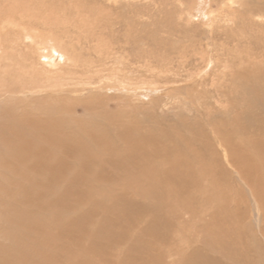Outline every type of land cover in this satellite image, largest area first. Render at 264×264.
<instances>
[{
  "label": "rangeland",
  "instance_id": "rangeland-1",
  "mask_svg": "<svg viewBox=\"0 0 264 264\" xmlns=\"http://www.w3.org/2000/svg\"><path fill=\"white\" fill-rule=\"evenodd\" d=\"M37 1L41 33L114 47L138 94L63 110L48 175L40 155L0 176V264H264V18L222 0Z\"/></svg>",
  "mask_w": 264,
  "mask_h": 264
},
{
  "label": "bare ground",
  "instance_id": "bare-ground-1",
  "mask_svg": "<svg viewBox=\"0 0 264 264\" xmlns=\"http://www.w3.org/2000/svg\"><path fill=\"white\" fill-rule=\"evenodd\" d=\"M222 1L230 7L234 4L247 7L252 20L256 16L259 19L257 21L262 23L264 0H257V4L254 2L256 0L252 3H248V0ZM10 3L0 0V176L8 180L28 176V168L37 162L40 155L46 168L44 174L48 175L47 166L52 161L49 152L55 137L52 117H58L63 110L77 112L82 106L86 107L89 102L87 99L94 100L93 97L105 102L116 91L125 96L138 94L134 89L138 83L131 81L129 74L125 78L120 76L126 70L116 64L114 47L103 50L95 45L94 48L85 49V46H90L96 40V36L85 33L75 42L70 40L69 33L64 34L68 37V44L61 36L54 42L51 34L41 33L40 21L47 19L39 16L43 6L40 7L37 0H10ZM209 15V12H203L204 18H209ZM252 22H256V19ZM78 46L87 52L89 58H79L81 54L77 52ZM259 98L263 102L264 94L261 93ZM96 117L103 116L98 114ZM93 128L98 130L104 127L94 124ZM41 130L43 137H40ZM40 141L48 146L41 148L39 153ZM223 143L226 145L227 141ZM7 160L9 166L3 163Z\"/></svg>",
  "mask_w": 264,
  "mask_h": 264
}]
</instances>
